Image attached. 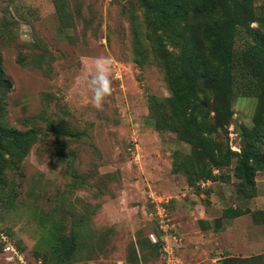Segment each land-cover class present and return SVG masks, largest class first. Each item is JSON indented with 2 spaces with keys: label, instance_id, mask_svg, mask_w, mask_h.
Returning <instances> with one entry per match:
<instances>
[{
  "label": "rangeland",
  "instance_id": "374dc122",
  "mask_svg": "<svg viewBox=\"0 0 264 264\" xmlns=\"http://www.w3.org/2000/svg\"><path fill=\"white\" fill-rule=\"evenodd\" d=\"M251 7L262 25L250 28L264 46V0ZM143 21L137 0H0V55L12 83L0 121L38 136L22 162H0V264H57L55 248L71 237L78 253L63 264H264V255L229 256L221 247L227 239L216 234L230 209L254 206L238 193L233 171L256 98L235 96L227 124L212 113L203 121L215 129L208 137L220 153L229 127L239 147L213 171L217 181L204 179L209 161L173 118L172 91ZM251 41L242 33L235 51ZM100 56L114 59L113 93L97 110L86 65ZM152 105L174 131L151 127ZM258 135L264 156V129ZM255 181H264V171ZM154 197L165 210L162 222Z\"/></svg>",
  "mask_w": 264,
  "mask_h": 264
},
{
  "label": "trees",
  "instance_id": "16d2710c",
  "mask_svg": "<svg viewBox=\"0 0 264 264\" xmlns=\"http://www.w3.org/2000/svg\"><path fill=\"white\" fill-rule=\"evenodd\" d=\"M53 1L56 3V0ZM137 1L143 9V23L148 29L146 36L172 91L169 103L173 107V118L180 124L186 141L197 149L198 156L200 154L201 158L209 161L208 165L202 163L204 179L217 181L218 175H214L213 171L227 165L235 152L230 149L228 133L227 151L220 153L208 137L215 129L206 128L203 121L212 113L215 123L221 121L222 125L227 124L235 96L256 98L253 127L240 133L243 146L233 171L239 180L238 193L243 199L253 198L256 194L255 178L264 171V156L256 151L258 131L264 129V46L250 28L253 22L262 25L261 20L254 18L251 7L256 0ZM1 27L0 38L5 36ZM242 33L248 34L252 41L245 42L243 49L236 52L234 45ZM135 36L141 40L145 35L136 30ZM140 44L139 41L138 47ZM168 45L173 46L174 51H169ZM20 58L18 62H24ZM236 68L240 79L234 73ZM11 87L0 55V120L4 115L5 97ZM202 101L207 106L211 104V109L206 108ZM149 121L155 130H175V125L165 118L156 105L151 106ZM37 138L34 129L19 131L5 128L0 121V162L13 168L16 162H22L27 157ZM245 214H248V209L234 207L227 213L226 220ZM77 253L73 237L62 241L58 250H54L56 263L72 261ZM247 263L241 261V264Z\"/></svg>",
  "mask_w": 264,
  "mask_h": 264
},
{
  "label": "crops",
  "instance_id": "0c3cea01",
  "mask_svg": "<svg viewBox=\"0 0 264 264\" xmlns=\"http://www.w3.org/2000/svg\"><path fill=\"white\" fill-rule=\"evenodd\" d=\"M262 188V189H261ZM255 189L257 193L251 201H253V209L248 213L232 220H226L227 226L217 229L216 234H223L225 239V248L229 251L226 252L229 256L240 254L242 257H249L252 254L256 256L264 255V181H255ZM256 205V210L254 209ZM262 211V214L257 212ZM257 214L254 218V214ZM251 214V215H250ZM249 216L248 218L246 217ZM249 219V220H248ZM260 230V234L258 232ZM215 245L220 247L218 242ZM214 260L213 262H215Z\"/></svg>",
  "mask_w": 264,
  "mask_h": 264
},
{
  "label": "clouds",
  "instance_id": "9594fccd",
  "mask_svg": "<svg viewBox=\"0 0 264 264\" xmlns=\"http://www.w3.org/2000/svg\"><path fill=\"white\" fill-rule=\"evenodd\" d=\"M113 64V57L100 56L92 58L86 65V72L88 73L87 92L91 94V102L97 110L103 109L106 99L113 93Z\"/></svg>",
  "mask_w": 264,
  "mask_h": 264
},
{
  "label": "built area",
  "instance_id": "2783aa9c",
  "mask_svg": "<svg viewBox=\"0 0 264 264\" xmlns=\"http://www.w3.org/2000/svg\"><path fill=\"white\" fill-rule=\"evenodd\" d=\"M228 131H229V139H230V149L232 151H235V152H239V147H238V144L237 143H233V140L234 138L236 139L237 137V134L235 133L234 134V130L232 127H229L228 128ZM218 171L215 170L214 171V174H216ZM154 200V202L156 203V214L158 216V218L160 219V222L163 221V219L166 217V214H165V210L161 207V201H159L158 198L154 197L152 198ZM165 231V229H163ZM10 247V246H9ZM7 248V250L9 251L10 248ZM11 251V250H10ZM12 251L14 252V248L12 249ZM15 253V252H14ZM17 258V257H16ZM20 259V258H19ZM169 259V263L168 264H173L172 261H170L171 259Z\"/></svg>",
  "mask_w": 264,
  "mask_h": 264
}]
</instances>
